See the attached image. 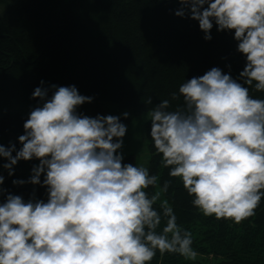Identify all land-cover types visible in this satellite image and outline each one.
<instances>
[{"label":"clouds","instance_id":"obj_1","mask_svg":"<svg viewBox=\"0 0 264 264\" xmlns=\"http://www.w3.org/2000/svg\"><path fill=\"white\" fill-rule=\"evenodd\" d=\"M177 2L175 15L198 21L206 41L214 24L218 32L234 31L246 62L238 79L213 67L171 94L182 98L174 110L167 99L150 110L154 155L199 214L241 224L264 198V98L250 94V88L264 93V0ZM51 88L50 98L47 88L32 93L41 103L24 122L22 147L0 144L9 176L19 161H39L27 181L12 183L47 193L46 202L34 193L27 202L11 193L0 202V264H151L157 253L195 261L191 231L178 225L167 200L154 207L170 181L149 196L158 177L123 163L118 150L127 126L120 117L80 114L93 97L74 85ZM4 180L0 175V186ZM6 191L0 187V196Z\"/></svg>","mask_w":264,"mask_h":264},{"label":"trees","instance_id":"obj_2","mask_svg":"<svg viewBox=\"0 0 264 264\" xmlns=\"http://www.w3.org/2000/svg\"><path fill=\"white\" fill-rule=\"evenodd\" d=\"M179 8L177 0H0V144L22 147L18 137L24 134V122L41 103L32 98L37 87L47 88L50 98L55 91L51 85H74L79 94L93 97L78 113L116 115L126 124L165 99L174 110L182 98L172 100L171 94L213 67L238 79L246 58L236 51L234 31L218 32L214 24L212 39L206 41L198 21L175 15ZM250 94L264 98L251 88ZM149 98L152 104L146 103ZM145 128L148 169L158 177L146 191L151 196L170 181L154 207L160 210V203L168 201L178 225L193 234L198 253L195 261L157 253L151 264H264V198L256 214L241 224L204 217L191 205L181 181L162 167L161 156L154 155L150 120ZM7 162L0 157L5 178L0 187L7 190L0 202L8 193L26 202L34 193L46 202L44 187L12 183L27 181L39 161H19L12 176L2 167ZM123 163L135 166L134 155L125 156Z\"/></svg>","mask_w":264,"mask_h":264},{"label":"rangeland","instance_id":"obj_3","mask_svg":"<svg viewBox=\"0 0 264 264\" xmlns=\"http://www.w3.org/2000/svg\"><path fill=\"white\" fill-rule=\"evenodd\" d=\"M149 112H142L135 116L131 122L124 124L127 126V132L123 138V147L118 150L123 153V157L134 155L136 165L146 168H148L150 160L148 151L149 137L145 128L146 123L150 120ZM261 256L263 258L264 253Z\"/></svg>","mask_w":264,"mask_h":264}]
</instances>
